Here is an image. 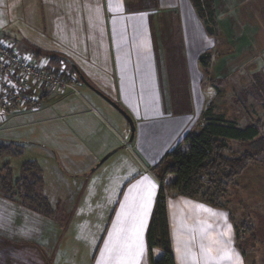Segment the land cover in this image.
<instances>
[{"label":"crops","instance_id":"obj_1","mask_svg":"<svg viewBox=\"0 0 264 264\" xmlns=\"http://www.w3.org/2000/svg\"><path fill=\"white\" fill-rule=\"evenodd\" d=\"M212 1L213 6H215L214 0ZM127 2L128 0H39L33 11H27V8H24L18 12L24 16H46V23L51 30L49 36L52 39L55 38L56 30V38L59 41L61 40L59 38L63 37L62 29H64L63 21L61 25L59 24V16L69 14L67 5L72 6L73 14L71 16L74 14L80 16L82 13L85 26H82L81 21L77 24L72 22L73 30L68 28L70 31L67 35L70 42L67 44L63 41L69 49L64 51L58 48L47 49L48 54L46 55L57 56L65 62H67L66 59L73 61L89 83L119 104L133 118L135 131L131 140L136 139V145L144 151V154H147L149 166L146 169L142 166L140 170L127 164L118 165V168H105V182H107L105 191L109 197L108 204L113 197H120L121 199L123 196V198L121 204L119 199V206L117 203L116 215L113 216L111 213L109 216V223L98 242L99 245L90 255L94 258L98 253V258L103 260L104 264H114L107 255L106 248L110 242L122 246L124 241L115 239L117 230L123 227L129 230V234H131L132 225L136 222L141 211L139 207L140 197L143 193L151 190L153 196L147 213L143 216L144 223L141 231L143 252L138 260V264H151L152 258H157L161 254L159 249L150 248L147 243V229L161 186L152 172V168L166 152L181 142L187 132L194 130L196 122L200 120L206 109L207 96L205 87L202 85V68H199L198 64H193L197 77L192 94L189 89L186 66L180 65L181 73L176 72L178 70L176 66H172L174 70L172 67L170 68L167 46L171 45L168 41L173 39V44H175L171 46L170 51L175 47L182 46V39L180 42L175 40L179 26L175 23L174 31L173 23L169 17L173 16L174 18L175 12L169 13L164 17L165 19L157 14L155 28L153 21L151 27L147 28L146 26L143 29V22L146 21L144 16H125L123 12L125 10L120 9ZM182 2L186 3L187 16H197L190 0H182ZM179 3L180 0H155V5L161 6L163 4L168 8L177 6ZM85 4L96 6L99 10L94 7L89 18L84 10L80 11V5ZM74 5H77L76 9ZM102 5L104 6L103 14L101 13ZM186 12L183 16H186ZM106 13L109 16H106ZM55 16L57 17L55 18ZM173 22H176V18ZM190 28L191 23H185L183 35L187 41L189 38L191 39ZM195 32L204 34L199 29ZM206 33L209 35L207 31ZM204 37L208 39V36L204 35ZM226 40L227 46L221 50L223 54L229 51L227 49L229 44L232 47L238 46L237 42H233L232 39L227 37ZM59 46L60 48L64 47L61 44ZM186 46V43L185 47L183 44L185 54H187ZM200 52L198 50L195 56L199 58ZM214 52L217 60L212 65L213 69L219 65L218 54H221L217 50ZM73 56L77 58V63ZM90 59L94 60L93 63ZM94 66L97 67L93 70ZM174 74H176L175 78ZM192 78L194 77L192 76ZM170 79H174L172 84H177L174 90ZM82 85L106 104L100 100H95L97 98L94 99L91 94L85 93L82 95L83 100L73 99L70 128L66 132V138L69 141L47 142L45 145V148L54 153L52 159L57 161L56 164L50 166L53 170L46 164H40L43 177L41 192L54 208L56 206L53 217L49 218L34 212L17 201H10L0 195V264H64V260L68 259H64V254L61 253L64 249L61 251L60 245L65 227L62 226L60 231L61 226L55 222L56 214L72 212L74 217L79 218L97 210L102 212V209L105 208L100 206L102 202L96 203L92 198L94 195L96 196L97 187L102 186L100 177L94 178L93 173L103 164L105 159L107 160L116 152L125 149L124 143L127 141L124 142V140L130 138V127L113 106L88 86L83 83ZM169 92H174L175 95H168ZM191 95L193 96L194 112H192ZM53 96L56 98L58 93H47L42 100H48ZM173 98L174 101L184 100L187 102L188 110L180 107H173L172 110L166 109L167 101H172ZM94 104L98 106V109L92 106ZM106 105H110L112 108H108ZM29 111L22 112L27 113ZM101 112L106 114L118 129L114 127L115 131H112ZM15 115L10 116L9 121H14L18 117ZM4 123L0 124V131L6 128L3 126ZM28 124L30 123L25 125ZM182 144L180 143V146ZM104 155H106L105 159L96 165ZM46 168L50 170L49 173L55 175V180L59 182L56 204L51 194L44 190ZM70 175L72 181H74V177H78L77 180L79 181L77 187L72 191L68 188L65 189L63 185ZM174 178L173 174H168L165 177L164 185L172 182ZM152 185L155 187L153 188ZM70 196L76 199L71 201V204L65 205V198ZM108 206L110 208V205ZM166 209L174 256L181 249V243L178 240L183 242L186 237L192 234V231L196 232L198 228L202 230L200 233H203L206 228H210L211 230L205 236L208 235L220 247L223 246V238L233 247L237 244V233L230 222L233 217L231 215L224 216L221 213L223 208L212 207L196 198L170 193L166 199ZM222 219L225 222H222ZM64 221L66 220L64 219ZM53 232L55 233L54 236H52ZM93 242L95 245V240ZM102 242V249H100L99 246ZM45 249L52 250L50 257L45 254ZM238 262V264H243L240 256Z\"/></svg>","mask_w":264,"mask_h":264},{"label":"rangeland","instance_id":"obj_2","mask_svg":"<svg viewBox=\"0 0 264 264\" xmlns=\"http://www.w3.org/2000/svg\"><path fill=\"white\" fill-rule=\"evenodd\" d=\"M38 2L39 0H0V36L6 44H9L15 50L20 49L18 52L25 57L44 59L49 57L46 55L48 54L47 49L58 48L61 51L69 49L64 42L67 44L70 42L67 35L70 31L68 28L71 31L73 30L72 22L73 24H77V22L81 21L82 26H85V24L84 18L81 16L82 13H80V16H75L78 14L71 16L73 14L72 6L67 5L69 14L59 16V24L61 25L63 21L64 25V29H62L63 37H60L59 39L61 40L59 41L56 38L57 32L55 30V38L52 39L49 36L51 30L46 23V16H24L18 12L24 8H27V11H33V8L37 7L36 4L38 5ZM34 3L35 5H32ZM214 5V21H211L209 16H207V19L205 18L206 20L197 16H187V6L182 0H180L177 6H171V8L163 4L161 6L159 4L155 5V0H128L127 4L121 6L120 9L122 11L125 10L123 11L125 16H144L146 21L143 22V29L146 26L147 28L151 27L150 25L153 21L155 28V17L157 14L162 19H165L164 17L169 13L173 14L175 12L174 18L173 16L169 17L173 23L174 31L175 23L179 26L180 34L176 32L177 37L175 36L176 38H174L176 41L179 40V42L182 39V48L175 47L170 51L171 46L175 44H173V39L168 41L171 45L167 46V58L169 59V65H171L170 68L176 66L178 69L176 72L181 73L180 65L186 66L189 89L192 94L197 77L193 64H198L199 68H202V85L205 87L207 96L204 112L210 108V116L217 117L221 115L224 120L235 121L240 127L255 122L262 123V139L259 140L262 143L260 142L259 146H264V0H214ZM76 6L74 5L75 9ZM94 7L97 9L96 6L88 4L80 5V11L84 10L86 16L90 18ZM101 9V13L103 14V5ZM185 12L186 16H183ZM106 16H109V14L106 13ZM175 18L176 22H173ZM185 23H191V39L189 38L188 41L183 35ZM206 26H208L207 28H211L212 34L208 33L209 35H207ZM197 29L202 30L204 34L196 33L195 30ZM204 35L208 36V39ZM227 37L232 39L233 42H237L238 46L232 47L229 44L227 47L229 51L223 54L221 50L227 46ZM58 42L64 47L60 48ZM185 43L187 45V54L183 52V44L185 47ZM223 43L225 45H222ZM198 50L201 51L200 55L208 53L210 57L209 66L206 69L201 66L199 58L195 56ZM214 50H217L221 54H218L219 65L213 69L212 65L217 60ZM73 59L75 62L78 61L75 56H73ZM90 60L93 63L94 60ZM55 62L57 64L53 65L57 68L65 71L72 70V67L60 58L58 60L55 59ZM96 67L94 66L93 70ZM173 67L172 70H174ZM221 68L223 69L221 70ZM76 76L78 77L77 74ZM175 76L176 74H174V78ZM172 82H174V79L171 80L174 90L177 84H172ZM77 87L78 93L69 89L57 92L58 96L56 98L53 96L48 100H42L39 109L30 110L27 113H16L15 116L18 117L14 121H9L10 117L8 121L6 120L3 125L6 128L0 131V140L6 142L13 141L23 145L20 155L14 157L5 156L1 159V163H9L14 180L20 177L21 166L26 161L35 160L39 165L46 164L48 167L57 163L55 159V161L52 159L54 153L45 148V145L47 142L69 141L66 138V132L70 128L73 99L83 100L82 95L85 93L91 94L94 96V99L97 98L95 100L105 103L90 90L83 87L81 81H79ZM173 94L174 92L168 93V95ZM186 97H188L187 94ZM191 98L192 112H194L192 95ZM92 106L98 109L96 104ZM106 106L112 108L110 105ZM173 107L188 110V103L184 102V100L174 101L173 98L172 101H167L166 109L172 110ZM102 115L112 131H115V128L118 129L116 124L106 114L102 113ZM203 121L204 118L202 116L196 122L197 124L192 131H197ZM26 123L30 124L25 125ZM126 141L127 143H124L125 149L116 152L109 159H105L102 162L103 164L93 173L94 178L100 177L102 186L97 187L96 196L94 195L92 198L96 203L102 202L100 206L105 207L102 209L103 211L97 210L94 213L82 215L79 218L77 216L74 217L72 212H67V214H61L60 212L56 214L55 222L61 226L60 231L62 226L65 227H63L65 233L60 245L61 251L64 249L61 252L64 254V259H68L64 260V264H104L103 260L98 258V253L94 258L90 254L98 247V242L101 240L104 229L109 223L111 213H113V216L116 215L115 209L120 199V197H113L108 204L109 197L105 191L107 182H105L106 174L104 170L106 167L118 168L124 164L133 166L137 170H140L142 166L145 169L149 167L147 154H144V151L136 145V139L130 140L128 138L124 140V142ZM227 143L230 149L227 150L226 154L229 157L237 156L244 150L254 152L253 145L251 144L232 142L230 140ZM181 147L183 149L186 148V144L183 143ZM257 149L258 147L256 146V151ZM258 151L257 159L252 161L236 177L235 184L227 188L226 196L222 201L224 207H221V209L223 208V212L221 211V213L224 216L231 215L233 217L230 222L235 227V232L237 233V244L233 247L223 238V246L220 247L208 235L205 236L211 230L210 228H206L203 233H200L202 230L198 228L196 232L192 231V234L186 237L183 242L178 240L181 243L180 252H177L176 256H174L172 251L175 264H238L239 256L243 264H264V150ZM105 156H102L96 165ZM45 170L47 172H44V190L51 194L56 204L59 182L55 180V175L48 172L50 171L48 168ZM70 177L71 175L63 185L65 189L68 188V190L72 191L77 187L79 181L77 180L78 177H74V181ZM169 195L170 193L166 194V199ZM122 198L123 196L119 201L120 204ZM75 199L72 196L65 198V205L71 204V201ZM108 205H110V208ZM221 221L223 222L224 220L222 219ZM197 234L200 235L198 236ZM54 235L55 233L53 232L52 236ZM93 240L96 242L95 245ZM102 244L103 242L99 246L100 249H102ZM51 251V249H45V254L50 257Z\"/></svg>","mask_w":264,"mask_h":264},{"label":"trees","instance_id":"obj_3","mask_svg":"<svg viewBox=\"0 0 264 264\" xmlns=\"http://www.w3.org/2000/svg\"><path fill=\"white\" fill-rule=\"evenodd\" d=\"M190 1L199 18L206 20L209 16L214 21L212 0ZM207 27L208 33L212 34L211 28ZM49 58L52 64H57L55 59L58 60V57ZM209 60L208 53L199 56V62L204 69L209 66ZM71 71L75 74L73 69ZM203 118L204 121L197 131L187 132L181 142L166 152L152 168L161 183L147 229L149 247L161 251L157 258H152V264H175L167 221L166 194L176 193L200 199L212 207L221 208L224 206L222 201L227 188L235 184L236 177L257 159L258 150H264V146H259L262 123L255 122L240 127L235 121L224 120L221 115L210 116V108L204 112ZM228 140L251 144L254 152L244 150L237 156L229 157L226 154L230 149ZM180 143H185L186 148L183 149ZM22 150V144L0 140V195L10 201H17L34 212L53 217L56 209L41 192L43 177L37 161L24 162L21 175L16 180L12 177L9 163H1L3 157L18 156ZM168 174H173L175 178L164 186Z\"/></svg>","mask_w":264,"mask_h":264},{"label":"built area","instance_id":"obj_4","mask_svg":"<svg viewBox=\"0 0 264 264\" xmlns=\"http://www.w3.org/2000/svg\"><path fill=\"white\" fill-rule=\"evenodd\" d=\"M79 78L54 66L50 58L25 57L0 36V124L25 110H36L47 93H78Z\"/></svg>","mask_w":264,"mask_h":264},{"label":"snow or ice","instance_id":"obj_5","mask_svg":"<svg viewBox=\"0 0 264 264\" xmlns=\"http://www.w3.org/2000/svg\"><path fill=\"white\" fill-rule=\"evenodd\" d=\"M154 188L155 185H152ZM153 193L151 190L143 193L140 197L141 203L140 215L137 217L136 222L133 223L132 228L129 230L121 227L117 230L115 239L122 240V246L110 242L106 248V253L114 264H138L140 255L143 252V242L141 239V231L143 228V216L147 213V208L151 203Z\"/></svg>","mask_w":264,"mask_h":264},{"label":"water","instance_id":"obj_6","mask_svg":"<svg viewBox=\"0 0 264 264\" xmlns=\"http://www.w3.org/2000/svg\"><path fill=\"white\" fill-rule=\"evenodd\" d=\"M66 61L72 67L73 71L78 75L79 80L83 84L88 86L91 90H93L95 93L101 96L104 100H106L111 106H113L124 117V119L126 120L127 124L130 127V138L129 139L131 140L133 138L134 131H135V125H134L133 118L119 104L111 100L107 95H105L104 93L96 89L91 83H89L73 61H71L70 59H66ZM104 159H102V161Z\"/></svg>","mask_w":264,"mask_h":264}]
</instances>
